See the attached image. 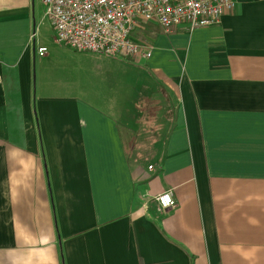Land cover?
<instances>
[{
	"label": "crops",
	"instance_id": "obj_1",
	"mask_svg": "<svg viewBox=\"0 0 264 264\" xmlns=\"http://www.w3.org/2000/svg\"><path fill=\"white\" fill-rule=\"evenodd\" d=\"M43 8L0 0V264H264V0L148 59L47 48Z\"/></svg>",
	"mask_w": 264,
	"mask_h": 264
},
{
	"label": "built area",
	"instance_id": "obj_2",
	"mask_svg": "<svg viewBox=\"0 0 264 264\" xmlns=\"http://www.w3.org/2000/svg\"><path fill=\"white\" fill-rule=\"evenodd\" d=\"M54 42L73 51L111 58L148 59L150 51L134 41L138 26L165 32L193 31L218 24L231 13L235 0H41ZM45 49H38L43 56ZM155 201L159 210L177 203L170 192Z\"/></svg>",
	"mask_w": 264,
	"mask_h": 264
},
{
	"label": "rangeland",
	"instance_id": "obj_3",
	"mask_svg": "<svg viewBox=\"0 0 264 264\" xmlns=\"http://www.w3.org/2000/svg\"><path fill=\"white\" fill-rule=\"evenodd\" d=\"M44 9V8H43ZM49 23V22H48ZM47 26V28L45 29V33H44V39H45V46L47 48H50L51 45H58L55 42L52 43V38H54L53 33L50 29V27ZM59 46V45H58ZM136 71L134 70V74H133V87H132V94L134 97V108H137V110L139 112H142L145 107L144 106H150L152 104L151 101H148L146 99V96L148 95H152L153 93L157 92L160 93V88L158 87V85H156L155 83H152L151 80H148L146 78L139 77L136 76ZM139 96L145 97L144 99H140V101H137L136 98H138ZM139 116V114H138ZM139 120V119H135V122Z\"/></svg>",
	"mask_w": 264,
	"mask_h": 264
}]
</instances>
